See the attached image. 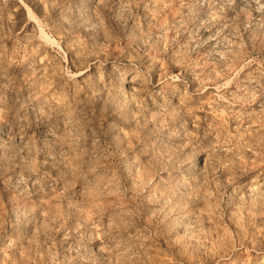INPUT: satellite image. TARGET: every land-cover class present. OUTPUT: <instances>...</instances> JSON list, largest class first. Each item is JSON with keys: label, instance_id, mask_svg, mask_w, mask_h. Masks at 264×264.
<instances>
[{"label": "rangeland", "instance_id": "obj_1", "mask_svg": "<svg viewBox=\"0 0 264 264\" xmlns=\"http://www.w3.org/2000/svg\"><path fill=\"white\" fill-rule=\"evenodd\" d=\"M0 264H264V0H0Z\"/></svg>", "mask_w": 264, "mask_h": 264}]
</instances>
